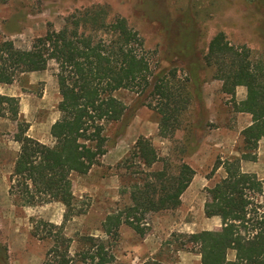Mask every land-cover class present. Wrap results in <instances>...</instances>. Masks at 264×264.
<instances>
[{
  "label": "trees",
  "instance_id": "1",
  "mask_svg": "<svg viewBox=\"0 0 264 264\" xmlns=\"http://www.w3.org/2000/svg\"><path fill=\"white\" fill-rule=\"evenodd\" d=\"M264 11V0H243ZM77 19H65L58 31H47L34 39L28 50L11 41L0 42V84H11L19 75L40 72L49 61L57 67L56 82L60 103L59 118L51 125L52 145L29 137L27 123L17 118V99L0 95L16 122L13 141L18 151L8 179V196L17 206L35 207L59 203L63 222L57 226L36 222L33 235L50 242L41 264H111L109 239H115L122 224L144 235L142 221L148 214L174 210L194 175L185 163L154 169L157 154L151 143L139 137L120 167L130 171L129 205L111 213L101 223L107 239L80 235L74 240L63 233L65 222L81 214L75 207L71 176L85 175L107 151L106 127L122 122L126 107L115 94L121 90L159 100L158 135L167 137L180 127V116L190 104L185 81L178 82L176 70L154 74L148 63L143 40L124 18L107 20L102 6H92ZM72 17V18H71ZM194 27L180 31L175 54L187 59V82L198 88L199 77L190 58ZM213 68V78L221 82V92L231 97L236 87L246 88L245 98L235 104L236 112L251 116V124L240 132V156L216 159L212 173L223 168L224 176L206 189L203 212L220 220L218 230L189 235L184 244L197 248L200 264H264V194L255 174L242 172L241 161H254L258 141L264 138V68L254 62L245 46L234 47L223 32L209 41L204 57ZM199 95L196 94V97ZM5 113H0L4 116ZM135 160V161H134ZM138 168L145 172L134 170ZM140 177H138V176ZM72 243L75 251L70 253ZM233 252V259L227 255ZM0 264H7L0 244Z\"/></svg>",
  "mask_w": 264,
  "mask_h": 264
},
{
  "label": "rangeland",
  "instance_id": "2",
  "mask_svg": "<svg viewBox=\"0 0 264 264\" xmlns=\"http://www.w3.org/2000/svg\"><path fill=\"white\" fill-rule=\"evenodd\" d=\"M92 6L104 7L107 20L124 18L143 40L151 71L176 70V79L185 81L191 100L180 116V127L162 138L155 96L126 90L115 94L126 107L125 115L122 122L106 127L107 151L98 163L85 175L71 176L75 207L81 214L65 222L63 233L73 240L80 235L107 239L101 223L130 203L132 177L120 163L129 156L135 141L144 137L157 154L154 169L169 164L173 171L182 162L194 175L176 209L145 217L143 236L125 224L119 227L117 238L109 239L111 264H200L197 248L184 244L186 238L181 235L220 228L217 217L204 215L206 189L224 176L221 167L211 172L216 159L240 156V132L245 122L234 107L246 95L243 86L236 87L233 97L222 93L221 82L213 78V68L205 65L204 57L210 39L221 31L230 45L245 46L251 59L264 68V11L243 0H0V42L11 41L16 48L28 50L34 39L60 30L66 18L75 15L71 20L77 19L78 12ZM191 26L195 31L189 59L197 70L198 88L187 82L188 60L175 54L180 31ZM56 73V64L49 61L43 71L0 84L1 96L17 99V118L27 123L26 133L33 139L38 134L45 145H52L49 129L59 118ZM0 113H5L0 116V244L6 250L7 264H41L51 244L34 236L33 228L40 220L61 225L64 207L59 203L23 207L9 198L8 179L18 151L13 141L17 127L7 105H0ZM263 146L257 145L255 160L241 161L240 169L262 181L264 194ZM137 164L134 170L145 172ZM74 251L72 243L70 253ZM227 258L233 259V252Z\"/></svg>",
  "mask_w": 264,
  "mask_h": 264
},
{
  "label": "crops",
  "instance_id": "3",
  "mask_svg": "<svg viewBox=\"0 0 264 264\" xmlns=\"http://www.w3.org/2000/svg\"><path fill=\"white\" fill-rule=\"evenodd\" d=\"M240 115H242L243 117H242V120L245 122V126L242 128V130L244 129V128H246L247 126H249L250 124H251V116L249 115V114H246V113H241L240 112ZM27 134V133H26ZM29 134L30 133H28L27 135L29 136ZM34 136V135H33ZM49 136H50V134H49ZM29 137H31V136H29ZM36 139L35 140H37V141H39V137H38V134H35V136H34ZM33 138V137H32ZM50 138H51V136H50ZM52 139V138H51ZM263 144H264V138H261L259 141H258V147H262L263 146ZM263 148H264V146H263Z\"/></svg>",
  "mask_w": 264,
  "mask_h": 264
}]
</instances>
